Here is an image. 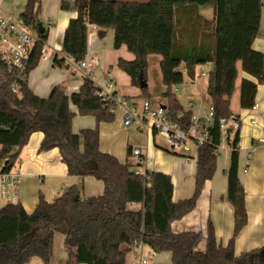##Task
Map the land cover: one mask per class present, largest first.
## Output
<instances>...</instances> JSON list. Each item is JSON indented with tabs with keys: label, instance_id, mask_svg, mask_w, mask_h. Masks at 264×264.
Here are the masks:
<instances>
[{
	"label": "trees",
	"instance_id": "16d2710c",
	"mask_svg": "<svg viewBox=\"0 0 264 264\" xmlns=\"http://www.w3.org/2000/svg\"><path fill=\"white\" fill-rule=\"evenodd\" d=\"M263 2L75 0L78 16L68 25L64 55L55 58L53 66L70 70L68 58L76 62L86 59L90 27L101 30L100 38L105 37L104 30L114 29V48L125 46L135 56L133 61L119 59L117 68L141 91L138 97L125 98L153 103L148 86L142 84H148V57L161 56L167 91L159 105L166 108L169 120L185 131L191 128L193 113L185 110L173 88L183 85L186 77L195 81L199 66H213L206 76L214 119L211 126L202 127L210 140L198 148L192 197L174 202L169 175L137 174L129 162L123 164L100 150L99 126L115 121L116 106L98 97L95 83L85 80L72 94L64 86H56L48 98H40L30 89L28 76L41 60L49 27L42 21V0H28L20 19L36 36V43L22 76L0 57V174L10 175L30 137L42 133L40 151L58 149L70 176L93 177L103 182L105 189L100 196L83 198L81 189L72 186L53 202L40 196L31 214L20 203L1 208L0 264H31L34 259L52 264L56 234L64 236L70 264H127V255L140 242L157 254L169 253L172 264H264V247L240 255L235 252L236 238L248 224L246 192L238 176L240 130L230 132L227 140L232 148L227 191L234 208L232 239L226 246L220 245L209 223L206 250L200 252L196 250L200 233L175 234L171 227L196 208L205 184L214 178L222 143L220 121L239 120L231 109L239 81L240 108L251 110L256 105L258 87L264 85V54L254 50L253 44L260 30ZM208 7L214 10L210 21L200 15V9ZM70 8L63 2L62 9ZM181 14L190 20L177 21ZM243 73L250 78L240 79ZM71 105L79 116L95 118L97 127L74 133L77 114ZM128 157H132V148H128Z\"/></svg>",
	"mask_w": 264,
	"mask_h": 264
},
{
	"label": "crops",
	"instance_id": "0c3cea01",
	"mask_svg": "<svg viewBox=\"0 0 264 264\" xmlns=\"http://www.w3.org/2000/svg\"><path fill=\"white\" fill-rule=\"evenodd\" d=\"M126 1L140 2L148 0ZM27 2L28 0H0V15L17 21L20 19ZM63 2L69 3L71 8L69 10L62 9ZM74 3L75 0H42V21L45 27H49V39L45 48L48 60L41 59L36 69L28 76L30 89L40 98H48L56 86L66 87L68 94L76 93L84 83L80 74L72 70L63 71L53 66L54 59L64 55L63 41L66 29L70 21L78 16ZM200 15L205 20H213L214 10L212 7L201 8ZM176 19L185 23L186 20H190V17L181 14ZM100 31L96 27H90L89 29L86 59L95 61L92 63L94 82L99 87H104L107 82H113L123 93L124 97L140 96L141 91L132 87L130 78L117 68L119 59L133 61L135 56L125 46L118 50L114 48V29L104 30V38L99 37ZM253 48L264 54V2L260 30L254 41ZM161 61L162 57L159 55H150L148 57V88L153 100L162 97L167 91L162 81ZM208 65H211L210 72L213 66L212 64ZM153 67L154 71H152V74L151 69L153 70ZM204 77L208 80L207 76ZM241 78L250 77L243 73L240 76ZM159 80H161L162 85H160ZM199 84L200 81L196 78L195 81L188 80L183 89L181 87L177 88L178 96L181 94L178 99L182 106L184 107L182 99L187 100L189 109L185 110L191 111L195 115H202L203 111L212 108L211 100L208 107L207 105L204 106L199 93ZM116 92L118 93L119 91L117 90ZM236 93L237 86L234 96ZM233 98L231 109L234 115L238 116L242 122L238 176L246 192L248 211V224L235 241V252L240 255L243 252L264 247V144L261 143V140H264V85L258 87L256 113H251L250 110L241 108L236 111L232 105ZM191 105H194V108ZM70 109L77 114L72 124L74 133L78 134L82 130L97 127L95 118L79 116L78 109L73 105L70 106ZM252 120L257 121L256 125L251 124ZM116 121L113 124L103 123L99 126L100 150L115 156L123 164L130 163V159L134 158L136 166L139 164L141 157H128V148L134 149L130 143L133 141L135 134L126 130L122 124V118L121 121L119 120L120 122ZM138 129L139 132L145 135L146 145L144 148H140L143 150L144 163L141 167L135 168V171L144 175L148 172L167 174L172 178L174 184V202L190 198L188 196L193 195L195 190L198 149L193 157L178 158V155L172 154L157 145L158 134L152 131L148 133L142 131L140 126ZM120 133L124 136L123 144H116L117 141L122 139ZM43 139L44 134L42 133H34L30 137L28 144L22 150L19 164L10 174L14 182L4 183L3 175L0 174V209L10 203H20L25 211L31 214L37 208L40 196H43L47 202H53L72 186H77L81 189L83 198L96 197L104 193L103 182L93 177L80 178L70 176L58 149L46 152L40 151ZM231 154L232 148L228 142L222 144L219 149L214 178L205 184L196 208L183 219L172 223V231L175 234L195 232L202 235L196 246L197 251L204 252L206 250L209 223H211L220 245L226 246L233 237L234 208L227 197ZM132 207L139 209L141 205H133ZM64 251L65 253L60 258H55L53 255L52 264H70L69 252L65 248ZM148 251L149 247H146L145 252L147 253ZM133 254L135 258V250L127 255V264H133ZM36 260H32L31 264H38ZM41 264L43 263L41 262ZM149 264H172L171 255L169 253L157 254L156 260L152 259Z\"/></svg>",
	"mask_w": 264,
	"mask_h": 264
},
{
	"label": "built area",
	"instance_id": "2783aa9c",
	"mask_svg": "<svg viewBox=\"0 0 264 264\" xmlns=\"http://www.w3.org/2000/svg\"><path fill=\"white\" fill-rule=\"evenodd\" d=\"M35 43L36 36L32 33L30 28L26 26L23 20L19 19L14 21L9 17L0 15V57L8 68L17 70L20 76H22ZM41 59L48 60L45 50ZM94 62L95 61H90L88 59L76 62L71 58H68L66 61L67 65L70 66V70L80 74L84 81L91 80L95 83L92 65ZM202 75L206 76V73ZM97 87L99 88L97 92L98 97L104 102L115 104L116 111H120L122 114V124L125 128H130L134 124H138L142 131L147 133L152 131L162 136L174 150H180L182 148L188 150L187 143L189 141L195 143L198 149L210 140L209 134L205 132L202 127L203 125L211 126L213 124L214 110L212 108L203 111L202 115L193 114L191 118V128L185 131L169 120L167 111L163 109V106H155L150 101L137 103L134 100L121 97L116 92V86L113 82H107L104 87ZM191 107L194 108V105H191ZM250 111L251 113H256L257 106L255 105ZM256 123V120L251 121L252 125H256ZM241 127L242 122L240 120L222 119L220 121L222 132L221 146L227 142L230 132L234 133L240 130ZM261 143L264 144V140H261ZM132 156L141 157L139 164L143 165L144 158L142 157V149H132ZM137 174L141 173L137 172ZM2 178L4 183L14 182V179H12L10 175H4ZM146 247L148 246L143 242L135 246L134 250L136 254L133 264H149L152 259L156 258L157 253L151 248H149V251L146 253Z\"/></svg>",
	"mask_w": 264,
	"mask_h": 264
},
{
	"label": "rangeland",
	"instance_id": "374dc122",
	"mask_svg": "<svg viewBox=\"0 0 264 264\" xmlns=\"http://www.w3.org/2000/svg\"><path fill=\"white\" fill-rule=\"evenodd\" d=\"M210 68H211V65L199 66L197 68V79L200 81V84H199V93L201 95L202 101L204 102V106L207 105V107L210 104V98H209L208 92H207V85H208L207 83H208V80H207L206 77H204L202 75V73L208 74ZM58 69L63 70V71L68 70V69H64V68H58ZM182 70H183V67H182ZM152 71H154V67H153V70L151 69V72ZM152 74H153V72H152ZM148 77H149V72H148ZM155 81H156V77H155ZM159 81H160V85H162L161 80H159ZM187 82H188V79L186 77L185 84H183V86L180 85V86L174 87L173 88V92L176 94V89L178 87H181V89H183L186 86V83ZM157 85H158V80H157ZM149 86H150V84H149ZM117 90L119 91L118 92L119 95L121 97H124L123 96V93L116 87V91ZM180 95L178 96V93H177L176 94L177 98L178 97L180 98ZM153 101H154L153 103H154L155 106L161 104V102H162L161 101V97L155 98ZM182 103H183L185 109H189L187 100L182 99ZM232 105H233V108L236 111H239L240 110L239 82L237 84V93L235 94V96L233 98ZM121 118H122L121 117V113H120V111L117 110L116 111V119H117V121L120 122L121 121ZM116 119H115V121H116ZM115 121L113 123H115ZM113 123H111V124H113ZM138 127H139L138 124H134L130 128H126V130L131 131V132H133L135 134L133 141L130 143L132 145V147L133 148H137V147L138 148H142V147L144 148L145 145H146V137H145V135H143V133L139 132ZM120 134H121V138L122 139H120L119 141H117L116 144H119V143L120 144H123V141L122 140H123V137L124 136H123L122 133H120ZM156 141H157V145H159L161 148H163L164 150H166V151H168V152H170L172 154L178 155V158H180V157L181 158L182 157H193L196 154V152H197V146L195 145V143H193L191 141H189L187 143V147L189 148L188 150H185L184 148H182L180 150H174L166 142V140L162 136H160V135L157 136ZM124 149H125V146H124ZM130 163L133 165V168L134 169L137 168V167H134L135 166V163H136V161L134 160V158L133 159L132 158L130 159ZM190 187H192V185H190ZM188 197H192V194H191V196H188ZM64 248H65V246H64V237L61 234H56L55 235V239H54V256H55V258L62 257V255L65 253ZM133 259H134V254H133ZM133 259H132V261H133ZM153 260H156V258L153 259ZM36 261L38 262V264H41V261L39 259H37ZM59 261H61V260H59Z\"/></svg>",
	"mask_w": 264,
	"mask_h": 264
},
{
	"label": "water",
	"instance_id": "95a60500",
	"mask_svg": "<svg viewBox=\"0 0 264 264\" xmlns=\"http://www.w3.org/2000/svg\"><path fill=\"white\" fill-rule=\"evenodd\" d=\"M43 29H44V28L41 27V31H43ZM147 86H148V84H146V83H143V84H142V87H143V88H145V87H147ZM17 101H18V103H21V102H22L21 100H17ZM163 109H166V108L163 106Z\"/></svg>",
	"mask_w": 264,
	"mask_h": 264
}]
</instances>
